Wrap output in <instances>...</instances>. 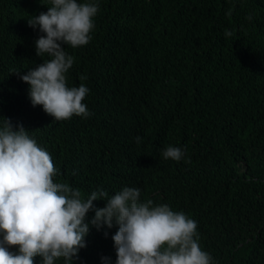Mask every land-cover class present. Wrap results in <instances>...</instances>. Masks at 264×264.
Wrapping results in <instances>:
<instances>
[{"label": "trees", "instance_id": "16d2710c", "mask_svg": "<svg viewBox=\"0 0 264 264\" xmlns=\"http://www.w3.org/2000/svg\"><path fill=\"white\" fill-rule=\"evenodd\" d=\"M77 2L98 5L90 42L62 45L74 57L67 84L90 90V115L55 121L20 79L50 58L36 55L46 34L27 20L51 0H0V128L22 125L51 155L54 183L82 199L138 188L141 202L194 219L214 264H264V0ZM167 146L185 156L163 159ZM106 204L93 201L73 264H116L119 226L91 224Z\"/></svg>", "mask_w": 264, "mask_h": 264}, {"label": "clouds", "instance_id": "9594fccd", "mask_svg": "<svg viewBox=\"0 0 264 264\" xmlns=\"http://www.w3.org/2000/svg\"><path fill=\"white\" fill-rule=\"evenodd\" d=\"M97 13L95 3L51 0L47 12L27 20L30 28L38 27L46 34L35 42L36 55L50 58L20 79L30 85L33 107L43 106L55 121L90 115L83 103L90 90L84 84H67L74 57L62 45H87ZM225 35L233 33L225 30ZM86 79L80 75V80ZM141 139L136 137V143ZM161 154L165 160L179 162L185 151L167 146ZM56 174L51 155L22 125L14 130L6 119L0 128V264H34L37 256L41 264H55L60 258L73 264L80 249L86 247L90 229L85 218L98 199L107 200V204L95 209L91 224L97 230L105 225L112 228L114 221L119 226L112 237L116 264H214L213 257L199 245L196 221L183 212L173 211L167 204L154 206L151 199L141 202L140 190L133 187L110 198L105 191H93L85 200L80 190L54 183ZM13 248L16 251L10 250Z\"/></svg>", "mask_w": 264, "mask_h": 264}]
</instances>
